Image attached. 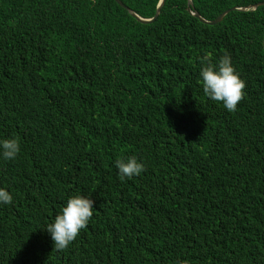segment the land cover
I'll use <instances>...</instances> for the list:
<instances>
[{
	"label": "trees",
	"instance_id": "1",
	"mask_svg": "<svg viewBox=\"0 0 264 264\" xmlns=\"http://www.w3.org/2000/svg\"><path fill=\"white\" fill-rule=\"evenodd\" d=\"M159 2L0 0V138L21 144L0 159V264H264V0H193L209 21L248 8L217 25L188 0L127 11ZM224 54L235 112L198 83ZM129 156L145 170L121 180ZM77 194L94 215L55 250L42 228Z\"/></svg>",
	"mask_w": 264,
	"mask_h": 264
},
{
	"label": "clouds",
	"instance_id": "2",
	"mask_svg": "<svg viewBox=\"0 0 264 264\" xmlns=\"http://www.w3.org/2000/svg\"><path fill=\"white\" fill-rule=\"evenodd\" d=\"M252 8H255V5ZM237 9L238 11L248 10V8L242 7ZM128 10L132 9L127 7ZM192 10L195 11L194 5ZM132 11L139 17L144 18L134 10ZM239 74L233 65L230 55L224 54L215 62L206 56L199 70L200 79L198 83L201 84L202 92L206 97L212 101L222 103L228 112H235L238 103L245 96L244 89L246 87L245 82L240 78ZM20 151L21 144L18 138H0V159L5 161L15 160ZM115 167L121 180L125 178L131 180L145 170L144 164L135 156L117 160ZM13 203L14 197L12 193L8 189L0 187V206L11 205ZM94 211V201L91 198L80 194L69 197L54 219L46 223L42 228L50 235L54 249H66L78 237L80 232L88 226L94 215Z\"/></svg>",
	"mask_w": 264,
	"mask_h": 264
},
{
	"label": "water",
	"instance_id": "3",
	"mask_svg": "<svg viewBox=\"0 0 264 264\" xmlns=\"http://www.w3.org/2000/svg\"><path fill=\"white\" fill-rule=\"evenodd\" d=\"M165 2H166V0H160V2H159V6H158V8L156 9V14H155V16H154L153 18H150V19L141 18V17H139L137 14H135L132 10H128V11H129V13H130L133 17H135L139 22H141V23H143V24H148V23H151L153 20H155V19L158 17V15L160 14L161 9H162V7L164 6ZM188 5H189V6H188V9H187V10H188L192 15H194V16L197 17V18H199L203 23H205V24H209V25H217V24H219V23L225 18V16H226L228 13H230V12H232V11H235V10H238L237 8L228 9V10H226L225 12H223L221 15H219L218 18H217L216 20H214V21H208V20L204 19L203 17H201V16L199 15L198 12L192 10V7H193V1H192V0H188ZM263 5H264V3H258V4L255 5V8H257V7H259V6H263Z\"/></svg>",
	"mask_w": 264,
	"mask_h": 264
},
{
	"label": "rangeland",
	"instance_id": "4",
	"mask_svg": "<svg viewBox=\"0 0 264 264\" xmlns=\"http://www.w3.org/2000/svg\"><path fill=\"white\" fill-rule=\"evenodd\" d=\"M155 20H153L151 23H154ZM151 23H149V24H151ZM230 138H231L230 134H228L226 132L221 138H219V140H226V141L229 142ZM260 144H262V146L264 148V138L259 135V137L257 138L256 142L254 143V146L253 147L255 148V147L259 146ZM240 151H242V150H236V151H234V154H235L234 156H236ZM246 151L247 150H243V152H246Z\"/></svg>",
	"mask_w": 264,
	"mask_h": 264
}]
</instances>
